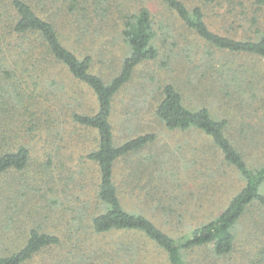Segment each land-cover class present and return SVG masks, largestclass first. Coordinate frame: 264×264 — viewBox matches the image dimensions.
Returning a JSON list of instances; mask_svg holds the SVG:
<instances>
[{
  "label": "trees",
  "instance_id": "1",
  "mask_svg": "<svg viewBox=\"0 0 264 264\" xmlns=\"http://www.w3.org/2000/svg\"><path fill=\"white\" fill-rule=\"evenodd\" d=\"M215 10L221 12L211 17ZM215 16L222 22L220 30L211 26ZM173 23L192 31L208 48L254 61V66L235 69L233 82L229 78L233 73L218 62L203 65L208 73L215 68L214 74L193 76L210 79L216 97L226 105L228 114L223 117L215 116L207 106L186 104L173 82L161 88L160 101L154 106L152 102L155 116L168 131L194 132L209 139L221 153V165L243 181L215 218L180 234L164 230L144 213L129 211L124 205L126 189L131 186L144 198L156 200L160 210L175 206L171 196L165 198L158 192L168 193L178 186L181 189L183 183L176 170L165 167L162 160L152 165L138 156L157 141L158 135L146 132L117 142L114 127L117 97L126 89L134 90L131 83L142 64L160 57L156 39L164 35L162 43L170 41ZM98 63L105 65L100 73L94 70ZM170 63L165 59L162 65ZM54 71L91 89L96 97L95 111L72 110L65 97L51 91L48 78ZM41 81H47L46 89L41 88ZM237 90L246 91L252 108L259 105L257 117L264 123V0H0V204L13 195L23 198L26 193L29 197L33 188L24 180L33 146L23 132H30L35 139V129L44 127L53 138L60 139V123L69 122L97 132V146L87 159L98 165L96 202L105 207L93 211L91 219L76 208L70 209L68 216L53 210L66 220L62 231V235L68 233L66 243L59 234L36 224L15 250H0V264H29L43 252L61 250L69 241L73 248L68 254L56 252L42 264H122L128 254L122 252L125 243L112 245L111 252L110 246L91 243L95 236L112 233L145 237L167 253L169 264H189L188 251L205 246H211L218 257L233 256L238 222L255 203L264 206V157L256 166L249 163L246 137L238 134L239 126L244 134L249 125L239 122L230 109L238 99L239 109L248 101L243 94L237 95ZM140 99L143 106H150V101ZM32 116L40 122L35 120L34 126L26 129ZM59 145L54 150L56 156L63 154ZM124 165L130 167V173L119 178L117 168ZM6 178L11 179L15 190L4 186ZM144 178L147 185L141 186ZM9 221L12 219L5 223ZM165 221L169 223V219ZM9 229L3 225V234ZM18 239L14 236L10 241ZM260 255L263 257L262 252ZM133 256L129 254V259ZM242 259L238 264L249 263L247 255Z\"/></svg>",
  "mask_w": 264,
  "mask_h": 264
},
{
  "label": "rangeland",
  "instance_id": "2",
  "mask_svg": "<svg viewBox=\"0 0 264 264\" xmlns=\"http://www.w3.org/2000/svg\"><path fill=\"white\" fill-rule=\"evenodd\" d=\"M217 12L221 11L215 10L210 16L213 17ZM219 19L215 16L210 23L213 28L220 30L223 25ZM171 35L167 43H162L160 39L164 35L156 39L157 45L161 48L160 57L142 64L131 83L135 85L134 90L126 89L117 97L114 127L117 142L146 132H154L158 135L157 141L138 156L144 161L147 159L152 165H158L157 162L162 160L165 167L176 170L177 176L183 183L181 189L177 185V190L168 193H164L167 190L158 192L165 198L171 196L175 206L160 210V207L156 206V200L150 199L151 197L144 198L131 186L126 189V196L123 197L124 205L129 211L144 213L164 230L180 234L182 230L195 228L198 224L215 218L227 206L233 194L242 187L243 181L231 169L221 165V153L214 148L209 139L194 132L168 131L155 116L152 102L154 106L160 101L161 88L173 82L182 92L186 104L195 107L207 106L215 116L223 117L228 114L226 105L216 97L210 79L193 76L201 77L204 73H208L203 67L204 63L218 62L230 69L233 74L228 72L232 74L229 78L233 82L237 75L234 73L235 69L240 71L246 66H254L252 63L254 61L239 56L232 57L206 47L192 31L185 29L179 23H173ZM165 59L171 61L167 67L162 65ZM255 66L257 68V65ZM102 68H105V65L98 63L94 70L100 73ZM54 72L48 78L51 91L56 92L57 96L65 97L72 110L88 113L95 111L96 97L91 89L71 81L63 72L59 75ZM215 72L214 68L208 74ZM226 73L224 72V77ZM46 82L41 81L42 89H46ZM58 86H61L60 89ZM149 89H153V93L149 92ZM237 92V95L240 93L247 97L248 101L241 104L242 107L239 109L237 105L240 99H238L230 109L239 118V122L243 120L249 125L244 134L239 126L238 134L246 137L244 141L248 149V161L252 166H256L264 157V123L259 116L257 117L256 109L259 105L252 108L246 91L244 93L242 90H237ZM140 97L150 101V106H143ZM52 102L56 107L54 101ZM60 117H63V113ZM32 119L26 129L34 126L36 119L33 116ZM39 122L36 120L37 124ZM60 126L63 134L60 139L53 138L49 130L44 127L41 130L35 129L38 133L35 139L30 136V132L24 131L22 134L33 146L32 161L24 172V180L33 188L29 190V197L25 195L26 193L23 194V198L13 195L0 204L3 213L0 216L1 251L5 252L8 248L15 250L19 247L25 242L29 229L36 224H41L48 232L59 234L66 243L68 233L62 235V231L66 229V220L54 211L68 216L69 210L76 208L85 212V215L88 214L86 218L91 219L93 211L105 208L96 202L99 185L98 165L87 159V154L97 146V132L76 123L63 122ZM132 129L136 131L131 132ZM59 143L63 146L61 152L63 154L56 156L54 150L60 146ZM50 154L52 156L49 157ZM127 168L130 167L118 166L119 178L127 177L130 173ZM140 184L147 185L146 179L144 178ZM4 186L8 190H15L10 178H6ZM8 218L12 221L6 224ZM166 219H169V223H166ZM3 225L10 228L7 230V235L3 234ZM235 232L237 243L233 256L218 257L213 253L211 246L199 247L188 251L189 264H238L237 261L243 260V255L248 256V264L259 261L260 264H264V206L255 203L249 208L238 222ZM14 236L20 239L10 241ZM91 243L92 246L95 243L104 245V248L110 246L108 249L116 243H125L121 251L128 254L127 260L122 264H169L167 253L143 236L112 233L108 236H95L91 239ZM71 247L69 241L61 250L56 248L50 252H43L29 264H42L43 260L59 251L66 255L72 250ZM108 251L111 252L112 249ZM261 252L263 257L260 255ZM129 254L134 256L129 259Z\"/></svg>",
  "mask_w": 264,
  "mask_h": 264
}]
</instances>
